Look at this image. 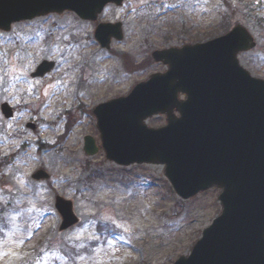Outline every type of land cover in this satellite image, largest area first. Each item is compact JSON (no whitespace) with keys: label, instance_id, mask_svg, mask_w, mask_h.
Masks as SVG:
<instances>
[{"label":"rangeland","instance_id":"1","mask_svg":"<svg viewBox=\"0 0 264 264\" xmlns=\"http://www.w3.org/2000/svg\"><path fill=\"white\" fill-rule=\"evenodd\" d=\"M97 22H121L122 39L101 47ZM237 24L256 41L239 63L264 79V0H125L91 22L66 10L0 30V104L14 111L6 118L0 110V264H170L189 254L220 213V189L184 199L163 163L110 161L92 109L165 70L153 50L219 37ZM43 59L55 66L32 77ZM78 82L85 87L77 90ZM145 123L159 127L165 116ZM85 135L99 146L93 155L83 150ZM37 169L49 178L33 180ZM56 195L79 215L63 231Z\"/></svg>","mask_w":264,"mask_h":264},{"label":"water","instance_id":"2","mask_svg":"<svg viewBox=\"0 0 264 264\" xmlns=\"http://www.w3.org/2000/svg\"><path fill=\"white\" fill-rule=\"evenodd\" d=\"M122 1L0 0V29L63 10L95 20L106 3ZM94 36L108 47L111 37L122 38L120 23H98ZM254 45L251 34L236 25L206 42L157 49L152 58L168 66L164 72L93 109L111 161L165 164L164 173L182 198L213 186L221 189L220 214L190 253L171 264H264V79L251 76L236 57ZM53 64L42 61L32 76L49 72ZM0 107L6 117L12 115L6 102ZM157 113L165 114L166 124L148 127L144 120ZM83 149L97 152L92 136H84ZM47 177L40 169L32 174L33 179ZM55 208L60 230L77 222L72 201L57 195Z\"/></svg>","mask_w":264,"mask_h":264},{"label":"bare ground","instance_id":"3","mask_svg":"<svg viewBox=\"0 0 264 264\" xmlns=\"http://www.w3.org/2000/svg\"><path fill=\"white\" fill-rule=\"evenodd\" d=\"M85 87V84H82V83H80V82H78L77 84H76V88H77V90H81V89H83ZM191 229H192V226H185L184 227V230H186V231H191Z\"/></svg>","mask_w":264,"mask_h":264},{"label":"trees","instance_id":"4","mask_svg":"<svg viewBox=\"0 0 264 264\" xmlns=\"http://www.w3.org/2000/svg\"><path fill=\"white\" fill-rule=\"evenodd\" d=\"M221 18H222V19H221V22L219 23V27H220V26H223V24H226L227 14H226V16L222 15ZM225 29H226V28H224V30H225ZM69 121H71V119H70ZM67 126H68V125H67Z\"/></svg>","mask_w":264,"mask_h":264}]
</instances>
